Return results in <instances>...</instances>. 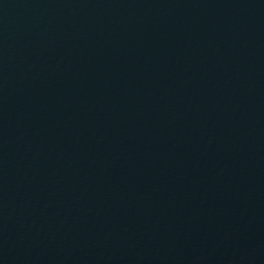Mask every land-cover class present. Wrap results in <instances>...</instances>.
<instances>
[{
    "label": "water",
    "instance_id": "95a60500",
    "mask_svg": "<svg viewBox=\"0 0 264 264\" xmlns=\"http://www.w3.org/2000/svg\"><path fill=\"white\" fill-rule=\"evenodd\" d=\"M0 264H264V0H0Z\"/></svg>",
    "mask_w": 264,
    "mask_h": 264
}]
</instances>
